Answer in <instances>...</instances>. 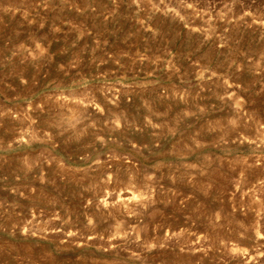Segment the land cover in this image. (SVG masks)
Masks as SVG:
<instances>
[{"label": "rangeland", "instance_id": "374dc122", "mask_svg": "<svg viewBox=\"0 0 264 264\" xmlns=\"http://www.w3.org/2000/svg\"><path fill=\"white\" fill-rule=\"evenodd\" d=\"M0 264H264V0H0Z\"/></svg>", "mask_w": 264, "mask_h": 264}]
</instances>
